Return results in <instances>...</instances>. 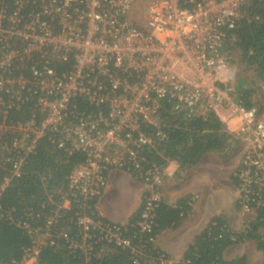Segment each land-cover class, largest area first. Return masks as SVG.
Listing matches in <instances>:
<instances>
[{
    "label": "built area",
    "instance_id": "1",
    "mask_svg": "<svg viewBox=\"0 0 264 264\" xmlns=\"http://www.w3.org/2000/svg\"><path fill=\"white\" fill-rule=\"evenodd\" d=\"M250 2L0 0V111L5 119L29 98L44 114L39 122L0 124V133H11L16 151L10 155L3 147L13 171L2 189L20 176L27 155L44 136L58 148L85 155L69 175L61 207L45 221L51 239L62 218L59 210H70L72 201L100 199L111 171H136L142 180L158 183L159 166L145 170L142 163L146 151L168 139L161 118L167 102L187 117L213 113L247 145L237 179L247 190L244 206L251 210L249 195L264 188V108L246 109L238 100L236 72L223 51ZM57 65L70 68L58 72ZM160 200L152 194L144 198L137 223L141 232L152 233ZM76 220L84 238L99 229L106 240L131 246L120 227L85 215ZM66 231L60 233L64 238ZM43 244L35 239L13 264H36ZM161 259L174 263L164 255Z\"/></svg>",
    "mask_w": 264,
    "mask_h": 264
},
{
    "label": "trees",
    "instance_id": "2",
    "mask_svg": "<svg viewBox=\"0 0 264 264\" xmlns=\"http://www.w3.org/2000/svg\"><path fill=\"white\" fill-rule=\"evenodd\" d=\"M223 51L226 55L235 52L242 69L251 75L249 83L243 79L238 82V100L246 109L256 104L264 108V0H251L236 28L227 34ZM69 68V65L56 66L58 72ZM256 82L263 86L257 100ZM164 105L161 118L168 139L156 149L146 151L142 163L145 170L166 166L171 161L182 168L192 167L210 153L229 156L240 144L213 113L187 117L184 112H175L171 103ZM80 106L81 110L86 108L81 103ZM43 117L36 102L27 98L19 109L9 110L5 119L0 111V124L4 120L7 124L39 122ZM12 141L11 133H0V264L19 263L25 251L34 245L37 235L47 234V217L67 193L72 170L85 160L82 152L69 153L44 136L27 155L20 176L12 178L2 189L13 171L12 163L5 160L3 147L7 146L10 155H14ZM236 181L234 177L237 185ZM249 197V206L255 215L243 220L242 229L233 228L230 218L224 214L212 216L187 245L181 260L173 264H245V256L229 260L225 252L235 245L250 242H254L264 257V188L254 189ZM98 200L72 201L70 210H59L62 218L52 227V238L40 246L36 264H169L161 259L162 255L169 259V254L158 246L157 238L163 231L180 226L194 212V202L189 201V196L175 204L163 201L155 211L152 233L148 234L137 226L144 200L124 225L100 216L96 210ZM77 215H85L104 226L120 227V235L129 240L131 246L106 240L99 229L90 230L89 237L84 238V232L77 225ZM24 222L30 224L28 229L22 226ZM63 230H67L68 238L60 235ZM83 243L85 246L81 248L79 245ZM74 244L78 247H73Z\"/></svg>",
    "mask_w": 264,
    "mask_h": 264
},
{
    "label": "rangeland",
    "instance_id": "3",
    "mask_svg": "<svg viewBox=\"0 0 264 264\" xmlns=\"http://www.w3.org/2000/svg\"><path fill=\"white\" fill-rule=\"evenodd\" d=\"M228 56L236 72L235 87L238 85L240 79H243V81L246 80L249 83L251 75L242 69L240 63H238L237 54L232 52ZM255 88L257 89L255 99L257 100L261 97V89H263L262 83L256 82ZM229 127L231 126H228V129ZM225 128L227 127L225 126ZM239 142L240 144L231 151L229 156L210 153L205 155L196 165L187 168L180 167L174 161L169 162L166 166H159L158 183L148 180L149 177H145L142 180V173L132 170L125 172L132 180L125 178L122 184H118V188L122 187V190H120L123 195L119 194L111 198L113 200H120L117 205L112 206L115 210L114 213L120 218L119 220H125L123 217L127 216V213L131 211L134 213L140 207L144 198H147L151 194L159 196L161 202L165 201V199L169 200L168 204H175L181 198L189 196V201L192 200L194 202L193 205L198 206L200 204L198 210L196 209L197 212L193 216V222L190 223L199 221L203 226L212 216L224 214L230 218V223L233 228L236 230L242 229L243 220L247 217H252L255 213L254 209L248 210L244 206L247 201L244 196V193H247L245 187L239 183L238 179L236 181L237 185L233 182V178H237L238 169L243 165L247 146L241 140ZM119 154L121 156L124 153L120 151ZM169 181H173L175 184L171 185ZM121 201H124L127 206L119 212L118 205H120ZM56 205L58 208L61 207L60 203ZM169 232L170 230H165L164 234H168ZM165 237L167 238V236ZM46 239L50 240L49 234H40L36 241L38 243H45ZM158 239L162 238H157V244L159 245ZM225 254L229 260L245 256V264H264V257L257 251L254 242L235 245L229 248ZM169 259L173 262H178L174 257L171 258L170 255Z\"/></svg>",
    "mask_w": 264,
    "mask_h": 264
},
{
    "label": "crops",
    "instance_id": "4",
    "mask_svg": "<svg viewBox=\"0 0 264 264\" xmlns=\"http://www.w3.org/2000/svg\"><path fill=\"white\" fill-rule=\"evenodd\" d=\"M125 178L131 179L129 175H127L123 171L122 172L117 170L111 171L108 175V185L105 189V192L96 204V210L98 211V214L100 216L117 224H126L129 218L131 217V215L133 214V211H131L130 212L131 214L127 213V216L123 217L125 220L123 219L119 220L120 218L116 215V213H114L115 210L112 207L113 205H117L120 200H113L111 198L115 195H119V194L123 195V193H121L122 187L118 188L119 186L118 184H122V181H124ZM169 184L173 185L175 184V182L169 181ZM165 202L169 203V200L165 199ZM118 206H119L118 210L119 212H121V209L124 210V207L127 206V204H125L124 201L123 202L121 201L120 205ZM198 206H200V204H198ZM198 206L193 205L194 212L191 216H189L185 220L184 223H182L180 226L176 228L169 229L170 232L168 234H164L165 231H163L158 236L162 238V239H158V243H159L158 246H160L166 253H168L171 256V258L174 257L177 261L181 260L187 245L192 241L195 234L199 232V230L202 229L204 226V225L202 226V224H200L199 221L196 222L194 221V223H190L193 222L192 220H194L193 216L197 212ZM163 234L167 236V238Z\"/></svg>",
    "mask_w": 264,
    "mask_h": 264
}]
</instances>
